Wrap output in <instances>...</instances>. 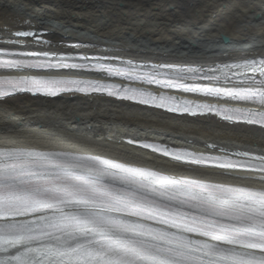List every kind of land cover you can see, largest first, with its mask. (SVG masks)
<instances>
[{
  "label": "snow or ice",
  "instance_id": "obj_1",
  "mask_svg": "<svg viewBox=\"0 0 264 264\" xmlns=\"http://www.w3.org/2000/svg\"><path fill=\"white\" fill-rule=\"evenodd\" d=\"M0 33L13 37L0 45V70L8 73L0 75V99L100 94L264 130V53L208 67L138 62L119 54L129 49L76 43L51 52V42L33 30L0 26ZM123 135L129 139L120 150H151L231 182L165 175L71 150H0V264H264V149L200 150L135 131Z\"/></svg>",
  "mask_w": 264,
  "mask_h": 264
},
{
  "label": "bare ground",
  "instance_id": "obj_2",
  "mask_svg": "<svg viewBox=\"0 0 264 264\" xmlns=\"http://www.w3.org/2000/svg\"><path fill=\"white\" fill-rule=\"evenodd\" d=\"M0 26L39 33L51 42L46 49L51 52L70 51L62 45L79 43L105 52L129 49L119 54L138 62L208 67L264 53V0H0ZM11 38L0 33V45ZM129 131L200 150L213 144L264 149L262 129L230 125L212 116H174L106 96L24 95L0 102V150H71L231 182L211 174V169L189 171L149 152L120 150L127 148L129 137L123 134ZM122 137L123 145L118 143Z\"/></svg>",
  "mask_w": 264,
  "mask_h": 264
},
{
  "label": "rangeland",
  "instance_id": "obj_3",
  "mask_svg": "<svg viewBox=\"0 0 264 264\" xmlns=\"http://www.w3.org/2000/svg\"><path fill=\"white\" fill-rule=\"evenodd\" d=\"M259 18H260V16H259V15H257V16H256V19H257V20H259Z\"/></svg>",
  "mask_w": 264,
  "mask_h": 264
}]
</instances>
